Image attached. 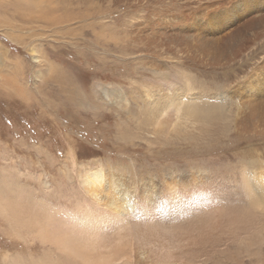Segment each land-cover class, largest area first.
<instances>
[{
    "label": "rangeland",
    "instance_id": "374dc122",
    "mask_svg": "<svg viewBox=\"0 0 264 264\" xmlns=\"http://www.w3.org/2000/svg\"><path fill=\"white\" fill-rule=\"evenodd\" d=\"M161 1L163 5L154 8L160 13L170 8L176 12H192L222 1H237L238 6L247 9L244 18L238 17L241 22L250 20L255 14L260 18L264 16V10L254 12L256 8H264V0ZM49 2L0 0V203L1 206L9 203L12 212L8 220L7 215L0 214V264H29L32 260L51 258L52 255L45 252L47 248L21 227V212L40 206L41 209L74 210L82 198L80 183L84 173L90 170L89 165L100 161L104 167L119 169L121 166L117 161L120 159L127 164L131 160L138 164L149 163L150 167H147L152 170L199 169L221 178L223 188L217 204L222 207L223 222L191 246L183 258L196 264H264V208L260 206V203L264 205V198L254 194L253 180L248 183L251 189L244 187L241 171L237 172L240 164L264 163V141L254 140L256 145L251 148L247 141L239 143L230 131L233 115L242 107V94L246 95L243 90L237 92V98L233 99L236 105L231 111L224 100L207 97L214 96L217 91H230L234 85L245 82L264 62V28L256 30L261 34L237 50V65H232L231 69H204L183 58L184 54L177 53L179 59L164 54V62L155 63L165 69L160 75L151 70L148 59L140 66L135 56L121 62L108 59L104 65H99L93 52L77 49L74 39L64 34L69 30L74 32V26L79 25L67 28L59 24L63 15L77 11L75 7L58 3L52 6L54 4ZM76 2L78 0L71 3ZM130 6L118 3L106 21L141 15L138 10L132 14ZM48 9L49 18L44 21L41 15ZM150 10L147 5L145 11L149 13ZM200 13L205 14V10ZM166 21L169 22L162 19V26ZM240 21L237 25H241ZM251 26L255 27L254 24ZM252 27L248 30L249 36L256 32ZM178 62L184 65L180 66ZM228 71L225 81L223 75ZM185 75L192 79V88L205 95L202 98V102L207 103L205 106L212 102L218 105L221 115L227 117V121H213L211 127L202 132L206 134L205 138L180 140L174 138L175 134L162 135L166 129L157 132L150 122L136 121L121 110L107 112L106 107L100 106L102 91H113L118 87L127 90L133 85L138 91L127 90V93L142 94V87L156 86L167 80L186 84ZM68 82L74 89L71 90ZM139 137L143 138L139 149L131 155L125 153V157L119 154L115 140L129 143L139 141ZM262 169L264 166L259 167L258 172ZM79 171L82 172L80 175ZM12 217L17 218V226ZM247 218L250 221L247 222Z\"/></svg>",
    "mask_w": 264,
    "mask_h": 264
},
{
    "label": "bare ground",
    "instance_id": "6f19581e",
    "mask_svg": "<svg viewBox=\"0 0 264 264\" xmlns=\"http://www.w3.org/2000/svg\"><path fill=\"white\" fill-rule=\"evenodd\" d=\"M55 2L50 0L49 3L75 7L77 11L63 15L59 24L67 28L79 25L77 28L74 26V32L69 30L64 34L74 39L77 49L93 52L99 65H104L108 59L121 62L135 56L140 66H144L146 62L143 61L148 59L151 70L160 75L165 69L155 63L164 62V54L175 55L177 59V53L184 54L185 57L178 56L204 69H231L232 65H237V50L261 34L256 30L264 28V16L260 18L255 14L250 20L241 22L238 17L244 18L247 9L243 5L238 6L237 1H222L183 13L171 11V8L157 12L154 8L161 4V0ZM118 3L131 5L130 12L133 14L138 10L141 15L136 18L126 15L117 21H106ZM147 5L151 7L149 13L145 11ZM50 9L41 15L42 20L49 18L47 13ZM204 10L205 14H201ZM263 10L259 7L254 12ZM162 19L169 22L162 26ZM237 21L241 25H237ZM253 24L255 27L251 26ZM250 27L256 32L249 36ZM134 30L136 33L132 34ZM178 64L184 65L182 62ZM228 76L229 71L223 79L228 80ZM185 77L186 84L178 85L167 80L156 86L142 87V94L129 95L127 90L138 91L133 85L127 90L118 87L113 91H102L100 106L106 107L107 112L121 110L136 121L150 122L157 132L166 129L162 135L175 134L174 138L180 140L205 138L206 134L202 132L208 130L213 121H227V117L221 115L218 105L210 102L205 106L207 103L202 102L205 95L194 90L192 79ZM68 85L74 89L70 82ZM240 90L246 95L242 94V107L233 115L230 131L234 132L239 143L247 141L254 148V140L264 141V62L251 72L245 82L234 85L230 91H217L214 96L207 97L224 100L231 111L236 105L233 99L237 98ZM67 99L71 100L70 96L67 95ZM142 139L139 137V141L129 143L115 140L114 143L118 145L119 154L125 157V153L131 155L139 145H143ZM117 162L121 166L119 169L104 167L100 161L89 165L90 170L84 173L80 183L82 198L74 210L41 209L40 206L21 212V227L31 232L29 235L47 248V254L52 255L48 259L32 260L29 264H196L184 259V253L223 222L222 207L217 204L223 188L221 178L199 169L186 171L170 167L152 170L148 169L149 163L138 164L136 160H131L130 164L124 159ZM240 166L237 172L241 171L242 185L251 189L248 183L253 180L254 194L264 198V169L258 172L264 163L249 161ZM81 173L79 171L78 175ZM7 204L1 206L0 203L3 217L12 213ZM260 206L264 208L262 203ZM12 218L17 226V218Z\"/></svg>",
    "mask_w": 264,
    "mask_h": 264
}]
</instances>
